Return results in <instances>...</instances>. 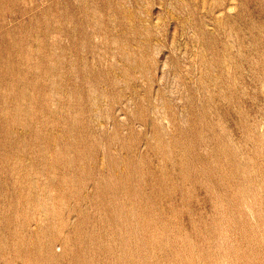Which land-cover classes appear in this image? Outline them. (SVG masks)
I'll list each match as a JSON object with an SVG mask.
<instances>
[{
    "label": "rangeland",
    "instance_id": "obj_1",
    "mask_svg": "<svg viewBox=\"0 0 264 264\" xmlns=\"http://www.w3.org/2000/svg\"><path fill=\"white\" fill-rule=\"evenodd\" d=\"M0 264H264V0H0Z\"/></svg>",
    "mask_w": 264,
    "mask_h": 264
}]
</instances>
